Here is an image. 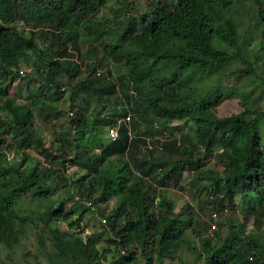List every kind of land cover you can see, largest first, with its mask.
I'll list each match as a JSON object with an SVG mask.
<instances>
[{"label":"trees","instance_id":"obj_1","mask_svg":"<svg viewBox=\"0 0 264 264\" xmlns=\"http://www.w3.org/2000/svg\"><path fill=\"white\" fill-rule=\"evenodd\" d=\"M116 1L0 0V246L11 254L32 229L47 264H164L191 232L204 264H264V0H147L102 16ZM241 78L250 90L226 83ZM236 96L243 111L219 117ZM64 99L69 121L47 147L36 119L62 116ZM186 171L202 211L253 218L255 233L235 218L205 233L193 208L177 211L164 190ZM90 212L99 233L83 230Z\"/></svg>","mask_w":264,"mask_h":264},{"label":"rangeland","instance_id":"obj_2","mask_svg":"<svg viewBox=\"0 0 264 264\" xmlns=\"http://www.w3.org/2000/svg\"><path fill=\"white\" fill-rule=\"evenodd\" d=\"M121 2H113L107 6V8L104 9L102 16L105 18H109V20L114 19L113 18V10L118 9L121 7L123 3H125V6L128 4L133 3V6L137 9L146 8L147 7V0H119ZM122 3V4H121ZM113 21V20H112ZM113 25V24H112ZM21 27V26H20ZM254 46H256L254 44ZM254 46L252 48H254ZM85 49H87L85 47ZM255 49V48H254ZM253 52V50H251ZM251 52V53H252ZM255 54H251L250 59L254 60ZM237 65V64H236ZM234 68V67H233ZM21 70L25 71L26 75L32 73L31 67L28 65V63L22 64ZM114 73H122L123 70L120 68L113 66ZM257 73L264 77V62L260 63V65H257ZM35 71H33L34 73ZM226 83L231 88H239L242 85H245L247 87V90L251 89L250 80L248 78H241V79H231L229 81H226ZM22 87V86H21ZM10 97L16 99L20 104H23L25 100L28 97V91L23 90L22 93L19 94V81L15 83L10 88ZM60 110L63 112L62 116L55 118L53 121H50V123H46L41 118H37L35 122V126L37 129H39L40 133L44 137L46 141V146L50 147L52 142L56 141L58 138V133L60 134L61 131H64L66 128L67 121H69V118L67 116V112L70 111L69 103L66 102L64 99L61 104H59ZM243 111V107L241 104V98L236 96L233 98H229L226 101H224L218 108L217 113L219 117H229L235 114H239ZM180 122H174L173 126L178 125ZM183 131L185 129L183 128ZM29 155L31 156L32 163L36 162H43V157H41L34 149L30 150ZM217 158H209L206 160V163L209 167L212 168H218L219 169V163ZM235 163L238 165L241 164V157L236 156L234 157L231 162L229 163L231 166H233ZM69 176H72L74 172L77 171L76 167H69ZM192 178V174L190 171H186L184 173V177L180 184L178 186H170L167 187L164 191L166 192L169 199L174 200L177 203V211L182 210H188L191 212V209L193 208L196 212L197 216L195 219H198L200 222L199 229L205 230L206 224L210 221L211 212L208 210L202 211L200 209L199 200L195 199L193 197V194L191 193L190 189L188 188V183L190 182ZM181 186H183L186 190H181ZM63 196V191H56L55 198H59ZM203 201L206 200V197L202 196ZM70 207V205H68ZM74 209L77 212H80L83 210V207L81 205H76ZM78 217V214L76 215ZM230 218L238 219L240 222H246L247 223V233L253 234L255 233V229L253 226V218H245L243 214L239 213H232L229 214H223L219 218V223L222 225L221 228H226L227 220ZM59 228L65 230L66 225L63 223H60L57 225ZM82 227L85 232V234H91V233H99L103 229L100 224V219L98 215L95 212H90L89 214L85 215L84 220L82 222ZM207 231L205 230V233ZM108 234H103L100 242L99 247L100 249H103L105 246V240L107 239ZM187 243L183 244L180 251L177 253L176 257L172 261H165L164 264H204V258L201 256V250L199 242L194 234H191V232L187 236ZM195 247V248H194ZM10 254V251L6 250V248H3L0 246V259L2 264H47V255L40 249V246L37 242L36 234L32 229H29L27 231V235L22 238L21 245L13 249L12 255H13V261L8 257ZM10 254V255H11ZM145 261L143 259H140V262L138 264H143Z\"/></svg>","mask_w":264,"mask_h":264},{"label":"built area","instance_id":"obj_3","mask_svg":"<svg viewBox=\"0 0 264 264\" xmlns=\"http://www.w3.org/2000/svg\"><path fill=\"white\" fill-rule=\"evenodd\" d=\"M109 136L111 138L112 141H115L118 136H119V132L117 128H112L109 131ZM211 232L217 230L218 228V223H219V215L217 212L212 213L211 215Z\"/></svg>","mask_w":264,"mask_h":264}]
</instances>
